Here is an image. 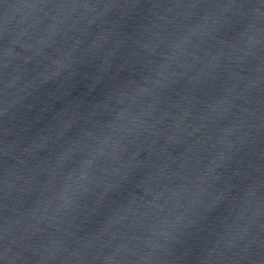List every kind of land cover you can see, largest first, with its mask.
<instances>
[{"label": "water", "instance_id": "95a60500", "mask_svg": "<svg viewBox=\"0 0 264 264\" xmlns=\"http://www.w3.org/2000/svg\"><path fill=\"white\" fill-rule=\"evenodd\" d=\"M0 264H264V0H0Z\"/></svg>", "mask_w": 264, "mask_h": 264}]
</instances>
